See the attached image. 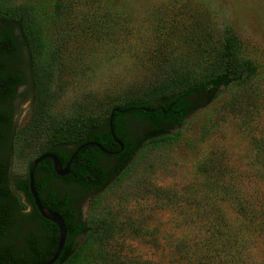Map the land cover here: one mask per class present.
<instances>
[{"label": "rangeland", "instance_id": "obj_1", "mask_svg": "<svg viewBox=\"0 0 264 264\" xmlns=\"http://www.w3.org/2000/svg\"><path fill=\"white\" fill-rule=\"evenodd\" d=\"M59 1L0 0L4 7L29 8L34 27L45 42L41 55L51 70L45 126L69 117L103 116L114 105L147 90L153 82L148 58L164 42L172 14H177L178 24L197 21L200 26L214 28L218 41L233 35L241 47L242 58L257 65L252 83L258 89L260 101H243L234 112L219 100L189 114L177 141L144 147L131 162L133 170L121 181L102 191L90 192L80 201L85 222L107 209L131 222L119 236L121 262L185 264L173 245L196 238L203 226L212 223L211 207L209 218L196 217L205 199L202 183L209 179L200 169L210 161L211 166L214 162L218 166L224 163L237 171L250 172V162L259 160L260 152L255 147L264 144V0H188L187 6L184 0H87L86 6L74 0L67 5L75 6L71 15L60 11L61 15L56 17L54 8ZM114 10H120L118 13L128 25H113ZM54 15L52 23L49 19ZM72 15L78 17L76 38L68 33V23L75 20ZM102 15L111 36L100 37L98 29L90 32L88 27L80 31L84 18L89 23ZM61 30L65 31L59 36L63 43L57 47L53 34ZM182 40L186 45L187 41ZM185 45L174 48L183 53ZM55 52L58 61L52 58ZM20 66L27 69L24 62ZM24 91L25 95L15 101L18 113H22L20 128L23 127L15 139V172H22L46 142V131L33 134L29 125L34 117L32 87L26 85ZM28 126L29 132L25 131ZM105 163L111 167L113 160ZM94 253L95 248L89 250L79 264H99Z\"/></svg>", "mask_w": 264, "mask_h": 264}, {"label": "trees", "instance_id": "obj_2", "mask_svg": "<svg viewBox=\"0 0 264 264\" xmlns=\"http://www.w3.org/2000/svg\"><path fill=\"white\" fill-rule=\"evenodd\" d=\"M71 1L74 0L59 1L54 8L56 17L61 15L60 11L71 15L75 9V6H67ZM79 1L77 3L86 6L87 0ZM184 1L185 6L189 5L188 0ZM179 4L177 2L175 5ZM65 5L67 8H64ZM119 11H113V25L120 23L126 26V19H123ZM176 15L172 14V23L165 30L167 35L164 42L157 48L155 55L153 53L148 58L153 82L147 90L114 105L103 116L69 117L57 122L51 121L45 126L46 101L50 93L48 80L51 78L50 67L47 68V64L43 63L41 55L45 42L34 27L35 19L29 8L0 5V57L3 58L9 53L17 55L19 46L25 50V78L19 75L14 79L16 84L32 87L34 117L29 125H32L33 134L46 131V142L42 151L55 155L62 164L80 146L87 143H97L113 153L120 151L119 144L111 135L110 118L113 134L123 146L118 154L113 155V165L102 171L95 165L80 166L79 160L102 156L94 146L82 148L74 158L77 163L71 165V175L77 178L59 179L62 184L65 183L64 186H74L78 190L65 194L55 191L47 199L46 205L57 211L66 226L65 244L54 264H79L85 254L94 248L93 258L99 264H125L120 260L122 248L119 236L131 222L128 223L127 217L120 219L110 209L85 222L80 218L79 211L72 208L78 203L77 197L82 199L90 192L102 191L121 181L124 175L133 170L131 162L144 147L177 141L180 129L189 114L219 100H222L228 111L234 112L237 111L236 105L243 101L252 104L260 101L258 89L252 83L257 65L250 59L242 58L241 47L235 37L229 34L218 41L213 32L214 28L200 26L197 21L178 24ZM73 18L75 19L74 16ZM76 19L68 23V27H71L68 33L75 38L79 26L75 24ZM49 20L53 23L55 15ZM82 21L81 32L88 27L90 32L98 29L100 37L112 35L108 25L104 23V15L89 23H86L85 18ZM60 33L65 34V31L53 34L57 47L63 43L59 38ZM125 33L126 30L123 34ZM182 39L187 41L186 45ZM178 40L179 44L176 43ZM182 43L185 45V52L178 53L174 45ZM51 44H54L53 40ZM56 54H52V58L58 61ZM0 76H9L5 65L0 67ZM225 97L227 98L224 99ZM115 109L120 112H115ZM30 126L25 131L29 132ZM255 150L260 152L259 160L250 162V172L237 171L236 168L232 169L233 166H225L224 163L218 166L214 162L211 166L210 161L200 169L209 179L202 183L205 199L198 207L196 217L209 218L211 207L212 223L203 226L201 235L196 238L173 245L179 260L185 264H264V144L256 146ZM101 175L103 178H100ZM102 179L104 180L100 182ZM82 237L79 243L78 240ZM56 240L57 237L53 241V247ZM49 259L50 257L35 260L32 264ZM0 264L29 262L5 259Z\"/></svg>", "mask_w": 264, "mask_h": 264}, {"label": "flooded vegetation", "instance_id": "obj_3", "mask_svg": "<svg viewBox=\"0 0 264 264\" xmlns=\"http://www.w3.org/2000/svg\"><path fill=\"white\" fill-rule=\"evenodd\" d=\"M16 53L17 55H9V53L5 54L3 58L0 57V67L5 65L9 72V76H0V261L21 259L32 264L35 260L51 258L55 248L52 244L55 237L58 239V231L54 224L40 216L33 204L29 188L28 173L31 162L43 154H49V152L39 150L22 172H15L13 168L17 131L23 130V127L20 128L22 113H18L15 101L25 95V85L16 84L14 78L19 75L25 78L26 70L20 64L27 60L22 46H19ZM94 147L102 156L96 155L79 160L80 166L95 165L101 171L109 168L105 160H113V155L107 154L113 153V151L100 146L104 151L102 152L97 146ZM74 163L77 162H74L73 159L72 164ZM67 177L73 180L77 178L71 175V166L70 173L66 177H59L53 171L50 159L46 158L36 165L33 173L34 189L38 198L44 199L40 200L39 198L45 209L57 213L51 206L46 205L51 193L57 191L60 194H65V192L78 190L74 186L73 188L64 186L65 183L63 185L59 180L67 179ZM100 178H103V175ZM81 200L78 196V203L72 207L79 211L80 218H82Z\"/></svg>", "mask_w": 264, "mask_h": 264}, {"label": "water", "instance_id": "obj_4", "mask_svg": "<svg viewBox=\"0 0 264 264\" xmlns=\"http://www.w3.org/2000/svg\"><path fill=\"white\" fill-rule=\"evenodd\" d=\"M115 112H120L117 109L114 110ZM110 122V130H111V135L114 139L115 142H117V144H119L120 146V151L122 150L123 146L122 144L115 138L113 131H112V125H111V118L109 120ZM87 146H97L102 152L103 149L98 146L96 143H87L84 144L82 146H80L73 154L72 156L68 159V161L66 162V164L63 166L61 164V162L59 161V159L53 155V154H43L39 157H37L36 159H34L31 162L30 168H29V173H28V178H29V188L31 191V195H32V199H33V204L36 207L37 211L39 212L40 216L45 219L46 221L51 222L52 224H54L57 228L58 231V239H57V243L55 245L54 248V252L51 256V258L46 261V262H41V263H37V264H54L57 259L60 256V253L63 250L64 244H65V240H66V226L65 223L63 221V218L58 215L55 212L49 211L47 209H45L42 205L41 202L35 192L34 189V181H33V173H34V168L36 167V165L38 163H40L42 160L44 159H50L52 161V166H53V171L55 172V174L59 177H66L69 173H70V166L72 164V161L74 159V157L78 154V152L82 149L85 148ZM120 151L114 152V153H107L108 155H114V154H118Z\"/></svg>", "mask_w": 264, "mask_h": 264}]
</instances>
